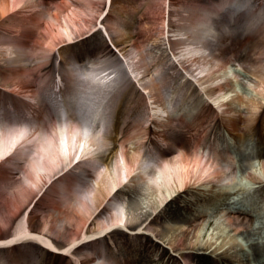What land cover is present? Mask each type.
Returning <instances> with one entry per match:
<instances>
[{
  "label": "bare ground",
  "instance_id": "1",
  "mask_svg": "<svg viewBox=\"0 0 264 264\" xmlns=\"http://www.w3.org/2000/svg\"><path fill=\"white\" fill-rule=\"evenodd\" d=\"M22 1L18 0L17 4ZM69 1V4L82 3V0H67L63 5L67 6ZM93 1H96L100 9L99 15L107 11L101 19L103 24L108 20V8L113 0H104V5H102L103 0ZM188 1L189 3H185V0H182L179 6H185L181 9V14L188 12L191 14L186 15L190 22L182 26L183 32L171 34L173 37L167 38V49L171 50V46L178 43L180 57L189 58L193 55L196 56L195 58L209 59L214 63L213 72H219L227 57L220 52L219 54L213 52L220 49L218 46L223 40L219 37H223L227 30L234 31V25L229 18L233 16L232 21H234L239 16L238 28L243 33V39L239 41L243 43L235 60L241 69L248 71L252 76L264 70V0ZM12 3L14 5H10L9 0H0V22L3 23L7 12L16 6L14 0ZM65 8H53L52 12L48 8L36 9V12L41 16L45 15L50 24L57 26L55 34L58 37L69 40L71 34L67 26L61 27L57 23L58 17L66 23ZM224 8H228V19L225 22L221 20L223 23L220 24L221 22L216 18ZM9 18L11 17L7 19ZM15 19L16 25L25 23H27L26 27L34 25L21 16ZM129 28V25L123 23L121 36L130 35L132 32ZM28 31L32 30L29 28L21 30L19 33L21 39ZM45 33V36H48L47 30ZM108 34L112 38V32ZM116 37L118 38L119 35L114 36L113 40ZM98 40L97 37H93L86 45L80 42L79 49H84H81L83 53H89V50L105 51L103 57L110 56L112 50ZM126 41V38H122L114 42L117 50L124 57L129 55L131 48L130 43ZM92 44L94 46L90 49ZM229 44L234 45V39H231ZM128 49L129 52H126ZM4 50L8 57H0V77L4 75L1 67L7 60H10L9 65H19L22 69L29 64L27 52L22 48L17 49L15 45L6 43ZM51 54L46 55L45 58H49ZM179 60L180 58H177L178 62ZM125 61L128 62L127 59ZM22 62L25 64H21ZM70 64L71 76L84 73L72 62ZM47 67L48 59H45L39 64L37 72L41 73ZM209 68L210 66L206 64L201 67L199 76L194 77L198 82L197 87H189V91L192 89L191 91L197 95L198 105L193 116L190 113L186 115L187 121L178 119L177 116H169L166 105L161 106L156 103L158 100L154 99L153 102L156 104H151L150 107V124L138 130L136 125L126 124L124 128H122L123 124L116 126L118 122L116 120L115 133L116 135L122 133L123 137L112 153L103 152L100 155L95 153L111 139L116 140V137L104 134L98 126L94 127L78 121L73 114L65 118L53 117L49 113H45V116L41 113L38 115L43 104L41 97L45 94L49 95L50 92L44 74L36 84L37 94L23 93V89H20L21 93L10 90V94H5L4 98L12 99L14 110L12 112L3 110L4 112L0 114V154L8 150L7 142L11 148L19 140L17 146L23 145L24 149L40 146L43 142L49 145L55 137L57 138L59 153L49 155L48 164L44 163V155L28 158L30 162L35 158L37 160L36 163H32V167L36 169L35 180L31 181L25 174L23 180L28 183L27 185L37 186L42 176L51 178L57 172L55 171L57 167L63 165L54 176L56 181L49 183L50 191L60 194L62 201L59 202L64 206L52 205L50 210L54 218H58L60 223H68L67 226L70 228H66L68 242L64 246H58L55 243L57 238L47 232L49 230L47 221L41 222L40 227L30 225L26 214H23L11 234L0 237V248L8 249L17 243L33 242L43 248L44 252L59 251L65 255L66 259L59 256L58 264H68L70 259L73 264H88L91 259L80 257L79 249L91 250L89 252L102 257L103 264H153V262L154 264H247L244 244L236 238V235L251 227L250 214L245 209H234L233 206L222 201L227 195L233 196V202L242 203L243 199L250 195H262L264 201V145L258 149L261 155L258 163L259 171L256 173L248 170V164L244 162L246 156L241 151V142L236 147L235 153L227 151L223 153L220 149L221 145L226 143L228 146L229 143L226 141L218 143L216 135H220L218 132L224 129L228 134L241 138L242 134L235 131L241 126L243 131L253 130L251 135H254L252 136L254 139L264 141L262 138L264 134L256 127L259 111L264 112V86L254 85L252 81L249 90L245 88L244 91H238L225 82L215 88L214 85L205 84ZM22 69L12 68L7 70L5 75L8 78L20 77ZM85 71L89 70L85 68ZM57 75L62 82L59 72ZM102 79L109 78L103 76ZM25 88L31 89V85ZM67 92L72 93V88ZM213 105L219 111V117L215 121L212 117L205 120L210 123L209 126L212 124L208 131L207 127L202 126L204 122L201 116H204L205 111L212 109L213 107L210 106ZM2 108L4 109L5 106L3 105ZM9 117L18 119L13 122ZM26 117H30V121H26ZM39 117L42 119L40 120ZM196 126H202L201 130L196 132ZM179 127L184 128L186 133L194 130L191 139H184L181 132L176 134L169 132V129ZM83 129L88 130L89 133L86 135ZM6 131L9 132L7 139L3 136ZM74 134H77V149L80 150L82 157L73 165L71 151L74 147L72 139ZM256 147L259 148L258 145ZM111 155L114 156L112 163H110ZM20 161H25V156H20ZM90 162L93 163V168L85 166ZM17 165L21 163L16 161L14 166ZM240 171H246L247 180L250 182H242L238 173ZM65 176L69 179H65ZM75 180L77 184L73 185ZM56 182L60 183L58 188L53 187ZM119 192L127 195L125 204L121 203ZM31 202L32 200L29 204ZM221 203L223 204L221 215L217 217L220 222L214 221L217 225L211 226V221L206 222L205 219L211 213H215ZM257 209H262V206H257ZM92 223H95V229L87 235L85 228ZM206 230H210L208 236ZM125 243L127 246L124 247L126 248L124 252L117 253L112 250V244L116 249H120ZM251 249L259 258L258 245H252ZM30 252H32L30 249L23 250V254ZM12 263L4 258V264Z\"/></svg>",
  "mask_w": 264,
  "mask_h": 264
},
{
  "label": "rangeland",
  "instance_id": "2",
  "mask_svg": "<svg viewBox=\"0 0 264 264\" xmlns=\"http://www.w3.org/2000/svg\"><path fill=\"white\" fill-rule=\"evenodd\" d=\"M17 1L18 0H14L16 6L7 12L5 15V21L3 23L0 22V57H8L4 49L6 43H10L15 45V48H22L26 51L30 61L28 64V61L25 60V63L28 65L26 68H23L27 69L24 71L19 65H9L8 62L10 61L7 60L6 64L1 67V71L4 75L0 77V91L1 88H6L21 93L20 89H23V93L37 94L38 88L36 84L42 74H44L43 70L41 73L37 72V70L39 64H42L45 60L46 55L52 53V57L46 58L50 64V70L48 69V73L43 76L47 81H50L52 79V69L57 59L64 61L63 58L65 55L79 51L77 50L79 49L78 43L81 42L86 45L89 44V41L92 40L93 37H97L105 47L112 50L113 57L116 55L120 60V65H116L113 63L112 59H107L112 70L119 76V69L123 66L129 77L130 82L122 85L124 90H122V97L117 103L116 117H118L119 121L125 120V124L136 125L138 130H142L143 126L146 124L149 111L146 107V101L150 97L153 100H158L157 102L162 106L165 102L169 101L172 105L182 108L181 111H183V109L186 110L187 108H191L197 103V95L191 91L192 89L189 91V87H197L198 82L194 80V76H199V70L205 64L208 65L209 60L203 59L202 57L195 58L196 56L193 55L189 58L180 57L178 56V43L172 45L171 50L166 48L167 43H165L166 37L170 38V35L173 33L183 32L184 30L182 29V26L187 25L190 22L186 17V15H191L189 12L181 14V9L185 7L180 6L179 8V4L182 0H113L108 8V22H104V26H107L108 23L110 26L113 25V27L108 28V31L109 33L112 32L114 36L119 35V37H116L114 40L113 35L111 39L109 38V40H105L106 38L104 37L105 34L103 33V29L99 28V26H101L100 21L107 11L99 15L100 9L97 6L96 1L82 0L81 4H73L75 2L69 4V1L67 6L66 4L63 5L67 0H36L37 2H35V4L26 0L20 2L19 5L17 4ZM12 2L13 0H10V3ZM102 2V5H104V0ZM185 3H189V1L185 0ZM11 5H14V3ZM58 7H66L64 9L66 23L62 21L61 17L57 18V23L61 25V27L67 26V29L71 34L69 40H64L58 37L55 34L57 26L55 24H50L48 17H44L45 15L41 16L36 12V9L47 8L52 12L53 8ZM188 11H190V9H188ZM226 13L227 12H223L216 19H223L225 21ZM19 16H21V18H27V22L30 24L34 23V25L32 26L31 24L29 27H26L27 23L16 25L15 18H18ZM8 17L11 18L7 19ZM115 22L117 24H115ZM124 22L126 25L130 26L129 29L132 32L130 35L121 36L120 29ZM90 27L92 28L91 30ZM24 28H29V30L32 31L26 32L23 39H21L19 33ZM45 30L48 31V36H45ZM225 35L234 37L233 34L230 35L229 33ZM121 37L126 38L128 41L126 42L131 45L130 53L128 55L129 57H125L131 64V66H128L130 68H126L121 62V58L124 56L117 51L115 53L117 48L114 42L116 40H121ZM238 37H240V35L236 36V38ZM130 38L132 40H129ZM221 40L223 41L221 42V45L218 46L220 49L214 51V53L219 54L220 52L232 60L224 63V67L219 72L214 73V68H209L208 79H205V84L217 86L219 85V82L226 81L230 87L239 89L240 91H244L245 88L246 90H249L252 81H254V85L257 84L258 86H264V70H260L252 76L248 71L241 69L238 65L239 63L234 60V58L237 57L243 41L234 38L235 44L230 45L229 40H224L223 37H221ZM126 52H129V49ZM177 58H180L179 63ZM173 60H176V62ZM25 63L22 62L21 64ZM12 68H17L19 70L22 69L20 77L8 78L5 75L8 72L7 70ZM227 69H231L232 71L230 70L226 72ZM217 76L219 77L216 78ZM28 78H31V80H28ZM65 83L69 85L74 83L73 76L68 77V79L65 80ZM28 85H31V89L26 90L25 87ZM90 87L95 88L92 84H90ZM126 90L129 91L127 92ZM95 91L99 92L97 89H95ZM89 94L95 99L101 98V95L97 93ZM63 99H65L64 96ZM134 99H136V101H134ZM259 112L262 114L258 115L256 123L264 120V112ZM81 114L84 117H89L85 112ZM203 114L204 116H201V119L204 122V125L202 124V126L206 128L209 122L205 120L209 117L214 119L216 115L213 109L205 111ZM202 126H197L196 132L201 130ZM208 128L209 127H207V129ZM8 134L9 132L6 131L3 133V136L7 139ZM119 140H121L120 137L117 138L116 141L112 140V147L106 149V152H113L115 147H117ZM8 144L9 143L7 142L6 146ZM76 147L77 146L75 145L72 150L71 156L73 161H76L79 156V152H75ZM245 149L246 150L243 151L246 156L244 162L248 164V170L258 172L257 160L261 153H255V150L251 145H248ZM58 151L59 146L57 138L55 137L49 145L43 142L40 146L35 145L31 146V148L25 147V149H20L18 152L16 151V153L14 152L10 155L8 163H0V230L8 233L3 236L7 237L11 234L13 229L18 226L20 218L25 209L29 206V202L33 198H37L39 195L34 207L29 211L28 222L30 225L40 227L41 222L47 221V228L49 229L47 232L57 238L55 243L58 246H64L65 243L68 242L66 240L68 238L66 228H70L67 226L68 223H60L61 221L59 222L58 218H54L52 214L53 212L50 210L52 205L57 207L64 206L59 202L62 201L60 194L57 192H51L50 184L47 187H44L48 181L51 183L56 181L52 178L53 175L49 179L42 176L40 183L37 186H34L33 184L27 185L28 183L23 180L24 174L28 176L31 181L35 180L34 174L36 173V169L32 167V163H36L37 160L35 158L33 162H30L28 158L44 155V163L48 164L50 159L47 157L59 153ZM2 156L3 155H0V159ZM20 156H25V161H20ZM16 161L21 163V165L14 166V162ZM113 161V155H111L110 163ZM85 166H91V168H93L94 165L90 162V164H85ZM62 167L63 165L57 167L55 171L58 172ZM38 171L46 172L45 170ZM238 173L243 181L249 182L246 181V171H240ZM59 184V182H56L53 187L58 188ZM76 184L77 181H73V185ZM119 194L121 202L125 204L127 195H123L121 192H119ZM257 200H259V198H257ZM232 202V195L225 196L222 201V203L234 205ZM222 203L218 205V210L215 213L210 212L209 219L215 221L218 220L217 217H219L221 212ZM243 204L245 203H238L234 205V208L238 206L244 207ZM245 208L254 217L251 219V227L248 230L243 231V233L238 234L236 238L238 240H242L241 238H243L248 244L256 243L260 247V254L264 255V251L261 249L262 244H264V214H262L263 216H260L258 213L259 211L252 208L249 204L247 205V203ZM67 210L70 211L71 209ZM36 223H38V225ZM94 229L95 223H92L90 226H86L85 232L88 235L91 234ZM205 232L208 236L210 230H206ZM247 248L248 249L245 250V253L248 257V264H262L261 260L253 255L251 249L249 247ZM25 249L41 250L40 246L33 242L18 243L8 249L0 248V262L4 264V258L6 257L7 260L13 262L12 264H24L26 261L25 256L27 255L24 256L22 253ZM79 252H82L80 257H87L86 250L79 249L78 254ZM44 255L46 258L51 256L50 254ZM69 264H73L72 259H70Z\"/></svg>",
  "mask_w": 264,
  "mask_h": 264
},
{
  "label": "snow or ice",
  "instance_id": "3",
  "mask_svg": "<svg viewBox=\"0 0 264 264\" xmlns=\"http://www.w3.org/2000/svg\"><path fill=\"white\" fill-rule=\"evenodd\" d=\"M112 61L114 64L120 65V60L118 57H116V55L114 56V58H112ZM119 82L121 85H124V84H127L130 82L127 71L123 68V66H121L119 69ZM0 161H3V160H0ZM7 234L8 233L0 230V236L7 235ZM261 249H262V251H264V244H262ZM0 264H2V262H0ZM153 264H154V262H153Z\"/></svg>",
  "mask_w": 264,
  "mask_h": 264
}]
</instances>
